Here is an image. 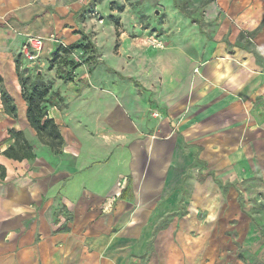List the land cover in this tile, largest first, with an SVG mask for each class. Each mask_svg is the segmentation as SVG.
Masks as SVG:
<instances>
[{
  "label": "crops",
  "instance_id": "crops-1",
  "mask_svg": "<svg viewBox=\"0 0 264 264\" xmlns=\"http://www.w3.org/2000/svg\"><path fill=\"white\" fill-rule=\"evenodd\" d=\"M88 2L0 0V64L20 91L13 97L23 124L27 103L16 53L29 36L44 37L35 64L49 62L59 45L79 42L87 31L76 13ZM252 6V21L244 26L254 31L264 20V0ZM184 13L205 35V20ZM263 29L253 38L249 34L250 42ZM168 46L163 56L181 54L178 63L183 57L188 70L173 64L158 92L153 79L148 84L125 78L102 59L87 78L78 75L81 67L74 71L68 82L84 77L80 91L61 87L66 80L59 76L51 94L64 97L66 113L59 117L52 106L49 115L64 136L62 153L39 142L41 155L18 161L3 153L13 143L9 135L0 140V166L6 170L2 177L0 168V181L7 185L0 195V264H91L94 256L96 264H135L167 216L193 220L204 207L213 213L220 192L227 194L235 181L264 176L262 53L192 35ZM260 50L264 54L262 43ZM121 179L126 192L113 198ZM218 181L228 185L226 193Z\"/></svg>",
  "mask_w": 264,
  "mask_h": 264
},
{
  "label": "rangeland",
  "instance_id": "rangeland-1",
  "mask_svg": "<svg viewBox=\"0 0 264 264\" xmlns=\"http://www.w3.org/2000/svg\"><path fill=\"white\" fill-rule=\"evenodd\" d=\"M255 2L257 0H90L86 10L76 13V18L83 19V29L87 31L86 39L81 35L79 42L86 44L90 39L94 52L75 49L68 54L62 53L61 58L52 61L53 68H50L53 52L49 62L48 59H42L36 64L21 56V69H25L24 65L33 67L29 73L34 77L41 71L54 89L59 81L58 66L70 69L64 64L65 61L73 58L87 64H84V69L81 65L78 71L79 76L86 73L87 78L92 68L102 59L107 65L116 68L123 77H135V81L140 79L148 84L153 79L152 88L157 91L156 87L166 85L169 80L164 77V73L173 64L181 71L188 70L183 57L180 64L178 63L181 54L167 53L163 56V51L169 48L168 44L176 39L192 35L224 40L262 53L259 55L260 59L261 56L264 58L260 50L261 43L264 46V29L250 42L249 34L253 29L249 30L244 26L246 22L252 21L250 6L253 8ZM181 5L197 19L205 20V35L198 32L197 23H193L180 9ZM121 6L123 9H120ZM3 36L0 35V41L5 38ZM93 40L97 42V47ZM16 54L19 55L20 51ZM168 55L173 58H168ZM4 69L8 68L0 64V77L3 74L6 84H10L9 89L13 96L19 95L20 91H14L10 77ZM98 71L99 76L103 77L104 69L100 68ZM85 78H78L74 83L65 81L61 87L69 84L68 90L74 88L80 91ZM21 99L17 100L19 109L22 105ZM50 101L52 103H48L49 109L55 106L54 113L64 117V97L53 93ZM2 104L0 99V140L6 139L9 135L8 127L14 126L29 136L35 152L41 155L43 149L40 143L43 142L36 130L29 128L28 120L22 123L21 112H18L17 117H12L5 112ZM73 107L80 114L77 105L74 104ZM6 186L4 181H0V195H6ZM125 192L126 190L122 191L121 196ZM216 206L213 213L205 207L196 210V216L193 215L198 219L196 225L195 218L189 220L186 217L167 216L158 224L146 252L135 259V264H264L263 174L255 173L243 181H235L227 194L220 192ZM161 228L163 230L159 232L158 229ZM16 235H19L18 232ZM95 260L94 256L91 264H96Z\"/></svg>",
  "mask_w": 264,
  "mask_h": 264
},
{
  "label": "trees",
  "instance_id": "trees-1",
  "mask_svg": "<svg viewBox=\"0 0 264 264\" xmlns=\"http://www.w3.org/2000/svg\"><path fill=\"white\" fill-rule=\"evenodd\" d=\"M123 9V6L120 7ZM180 9L183 12L189 11L185 8L184 5L180 6ZM118 19V18H117ZM119 20L117 24L119 25ZM264 26V20L260 26L250 33V37H255ZM82 38H85L83 35ZM86 39V38H85ZM94 45L89 41L86 44L80 42L74 43L70 46H65L63 44L59 45L58 48L53 52V58L51 59L50 68H53V62L61 58V54H68L74 51L75 49H82L84 52L91 51L94 52ZM117 48V46H116ZM96 51V50H95ZM21 56L20 53L16 57V71L21 83V94L23 99L27 103L26 117L29 124L36 130V133L39 139L46 145H48L52 151L56 154L63 152L65 145L64 136L62 131L53 117L49 115V102L51 98L52 83L45 80L42 72H38L34 77L29 73L33 67H25L21 69ZM65 65L70 67L69 70H66L63 66H58V74L61 78L66 81L74 80V71L82 65L81 61H77L73 58H70L69 61H65ZM27 68V69H26ZM0 91L1 99L3 103L4 110L7 114L12 117H17L18 115V106L13 95L9 92L3 82V78L0 77ZM9 140H13L7 148L3 150V153L8 158L23 161L25 159H31L35 157L34 146L31 141L27 138L23 130H19L15 127L9 128ZM3 144V141H0V148ZM2 177L6 175V170L4 166H0ZM221 190L223 193H226L228 190V185L224 184L222 181H218Z\"/></svg>",
  "mask_w": 264,
  "mask_h": 264
},
{
  "label": "built area",
  "instance_id": "built-area-1",
  "mask_svg": "<svg viewBox=\"0 0 264 264\" xmlns=\"http://www.w3.org/2000/svg\"><path fill=\"white\" fill-rule=\"evenodd\" d=\"M45 38L40 36H29L22 46L21 53L28 58L31 62H36L44 48ZM126 186L124 179H121L117 185V191L113 195V198L121 196L122 191Z\"/></svg>",
  "mask_w": 264,
  "mask_h": 264
},
{
  "label": "water",
  "instance_id": "water-1",
  "mask_svg": "<svg viewBox=\"0 0 264 264\" xmlns=\"http://www.w3.org/2000/svg\"><path fill=\"white\" fill-rule=\"evenodd\" d=\"M40 72H41V71H40ZM40 72H39V73H40Z\"/></svg>",
  "mask_w": 264,
  "mask_h": 264
},
{
  "label": "bare ground",
  "instance_id": "bare-ground-1",
  "mask_svg": "<svg viewBox=\"0 0 264 264\" xmlns=\"http://www.w3.org/2000/svg\"><path fill=\"white\" fill-rule=\"evenodd\" d=\"M44 22V21H43Z\"/></svg>",
  "mask_w": 264,
  "mask_h": 264
}]
</instances>
